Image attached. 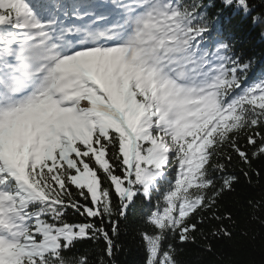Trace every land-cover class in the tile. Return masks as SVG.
<instances>
[{
	"label": "snow or ice",
	"instance_id": "snow-or-ice-1",
	"mask_svg": "<svg viewBox=\"0 0 264 264\" xmlns=\"http://www.w3.org/2000/svg\"><path fill=\"white\" fill-rule=\"evenodd\" d=\"M215 7L0 0V264H88L76 245L101 237L111 257L122 223L145 264H181L172 241L208 239L206 221L231 238L219 202L264 171V71L225 25L264 36V0Z\"/></svg>",
	"mask_w": 264,
	"mask_h": 264
},
{
	"label": "trees",
	"instance_id": "trees-1",
	"mask_svg": "<svg viewBox=\"0 0 264 264\" xmlns=\"http://www.w3.org/2000/svg\"><path fill=\"white\" fill-rule=\"evenodd\" d=\"M205 3L216 5L209 9L210 16L220 10L221 0H205ZM253 3L260 4L261 0H253ZM225 31L231 36L236 51L246 61L252 59L253 69L264 67V36L260 35L259 30L233 17L225 25ZM255 166L264 168V163L257 160ZM229 171L239 175V166L230 168ZM234 187V192L221 199L218 211L222 216L231 213L232 220L222 222L232 233L231 238H213L210 233L220 222L206 221L203 231L208 233V239L198 234L194 243L189 241L181 244L178 239L172 241L179 252L177 258L181 264H264V209L253 213L248 203L250 200L264 199V171L258 181L254 178L249 185L241 178L240 183ZM135 211L139 220L147 211V203L138 205ZM66 219L78 223L84 218L69 210ZM140 227L139 223L131 227L121 224L119 236L113 237L115 248L111 257L105 256L106 245L102 237L78 243L76 251L87 257L88 264H101L102 260L105 264H145V249L137 234ZM209 245L211 251L206 250Z\"/></svg>",
	"mask_w": 264,
	"mask_h": 264
}]
</instances>
